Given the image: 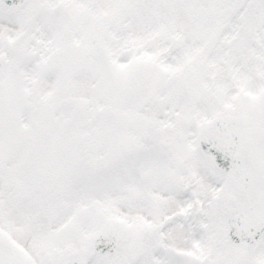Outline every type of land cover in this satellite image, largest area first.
I'll return each mask as SVG.
<instances>
[{"label":"snow or ice","instance_id":"obj_1","mask_svg":"<svg viewBox=\"0 0 264 264\" xmlns=\"http://www.w3.org/2000/svg\"><path fill=\"white\" fill-rule=\"evenodd\" d=\"M0 264H264V0H0Z\"/></svg>","mask_w":264,"mask_h":264}]
</instances>
